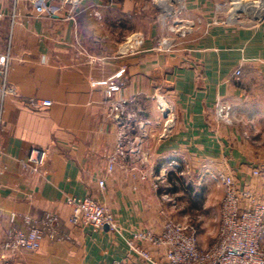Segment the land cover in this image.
Wrapping results in <instances>:
<instances>
[{
	"label": "crops",
	"instance_id": "obj_1",
	"mask_svg": "<svg viewBox=\"0 0 264 264\" xmlns=\"http://www.w3.org/2000/svg\"><path fill=\"white\" fill-rule=\"evenodd\" d=\"M184 5L194 29L163 52L154 49L161 28L148 0H81L72 18L71 5L61 0H0V246L11 230H26L25 215L58 216L54 237L43 230L35 251L8 254L0 248V264L136 261L109 228L72 224L68 196L92 197L127 234L159 233L164 196L176 195V180L193 182L197 172L199 181H214L221 193L218 175H233L241 207L262 195L238 128L215 121L212 107L224 98L236 122L235 104L245 88L264 81V21L228 23L212 12V0ZM133 31L144 34L142 51L120 55V41ZM121 68L117 96L135 114L126 145L138 150L108 172L117 126L109 116L105 79ZM42 100L50 104L33 107ZM159 102L168 110L160 111ZM33 149L42 151L35 169L26 162ZM142 244L161 256V248Z\"/></svg>",
	"mask_w": 264,
	"mask_h": 264
},
{
	"label": "built area",
	"instance_id": "obj_2",
	"mask_svg": "<svg viewBox=\"0 0 264 264\" xmlns=\"http://www.w3.org/2000/svg\"><path fill=\"white\" fill-rule=\"evenodd\" d=\"M61 1L64 5H71L67 16L72 18V12L81 0ZM183 7L185 8L184 4ZM180 13L179 11L174 15L175 18L170 24L169 32L166 35H160L155 40L154 49L171 52L175 49L179 39L185 38L193 31L194 21L186 18L177 19ZM52 14L55 16L54 13ZM143 45L144 36L137 32L131 33L120 43L118 53L120 55L135 54L142 51ZM94 60L90 58V61ZM123 72L124 68H121L105 79V96L109 116L117 126L115 151L107 158L108 172L113 170L116 161L138 150L136 144L131 147L126 145L127 131L130 128V122L135 120V114L128 113L126 109L128 101L117 96L122 88L123 83L120 77ZM239 74L240 71L236 70L235 76L238 77ZM49 104L48 100L32 102L33 107ZM158 106L162 112L168 110V107L160 102ZM212 113L219 124L232 123L231 104L224 98L215 99ZM138 125L143 126V124ZM41 152L33 149L26 158V162L31 165L32 169L39 165ZM170 165L176 167L178 163L173 161ZM166 172L167 170H164L161 177H158L159 181L166 175ZM258 173L257 170L253 171V174ZM217 180L223 187L220 226L216 239L206 248H200L192 226L171 219L164 222L159 233L141 230L126 234L117 225L108 209L89 196L81 198L68 196L66 198V203L71 208L70 222L74 225H91L98 228L107 224L111 231L122 237L129 252L136 257V261L116 259L111 264H264V250L261 247V239L264 236V196L262 202L253 199L246 207H241V195L234 177L220 173ZM98 185L103 188L104 179H100ZM24 222L26 230H11L0 246L2 251L8 254L18 250L35 251L39 248L44 235L43 230H47L49 237L56 235L58 216L53 212H48L39 219L25 215ZM142 243L161 248V256H153Z\"/></svg>",
	"mask_w": 264,
	"mask_h": 264
},
{
	"label": "rangeland",
	"instance_id": "obj_3",
	"mask_svg": "<svg viewBox=\"0 0 264 264\" xmlns=\"http://www.w3.org/2000/svg\"><path fill=\"white\" fill-rule=\"evenodd\" d=\"M148 1L154 15L153 20L161 28V35H166L169 32L170 24L175 18L174 15L176 13L178 14L179 11L181 13L177 19H188V17H185V8L183 7L185 0H179L178 2L168 0L167 9H165L162 0ZM263 1L264 0H212L211 10L216 15H222L228 23L248 26L264 21ZM255 2L257 4L253 5L252 3ZM246 3H248L247 5H250L248 8L243 7ZM135 32L144 35L141 31H133L131 33ZM243 98L244 99L240 103L238 102L235 104V112L239 115L238 120L236 122L232 120L231 124L224 126H235L238 128L240 135L239 144L244 149L247 159L255 166L253 171L257 170L259 172L254 175H260L259 178L263 187L264 81L256 80L252 82L248 88H245ZM197 173L193 182L184 181V183H182L181 180H176V186L179 189L178 193L170 197L164 196L163 201L165 203V208L167 207V211H164L163 217L164 222L171 219L192 226L195 229V236L200 248H206L216 239L218 234L220 226L219 211L221 209L223 192L221 193V188H219L214 181H208V183L203 180L199 181ZM231 176L233 177V175ZM164 193L167 192L165 191ZM263 196L264 191L262 195H258L257 200L254 199V201L262 202ZM241 204H243L242 201ZM147 231L150 230L147 229Z\"/></svg>",
	"mask_w": 264,
	"mask_h": 264
},
{
	"label": "bare ground",
	"instance_id": "obj_4",
	"mask_svg": "<svg viewBox=\"0 0 264 264\" xmlns=\"http://www.w3.org/2000/svg\"><path fill=\"white\" fill-rule=\"evenodd\" d=\"M163 1V4H164V6H165V9H167L168 8V5H167V1L168 0H162ZM170 1H173V0H170ZM248 3H246V5H243V7H245V8H248L250 5H247ZM253 5H255V4H257L256 2L255 3H252ZM263 5H264V1H263V3H262ZM170 7V6H169Z\"/></svg>",
	"mask_w": 264,
	"mask_h": 264
},
{
	"label": "water",
	"instance_id": "obj_5",
	"mask_svg": "<svg viewBox=\"0 0 264 264\" xmlns=\"http://www.w3.org/2000/svg\"><path fill=\"white\" fill-rule=\"evenodd\" d=\"M103 227H104L105 229H108V225H107V224H105Z\"/></svg>",
	"mask_w": 264,
	"mask_h": 264
}]
</instances>
